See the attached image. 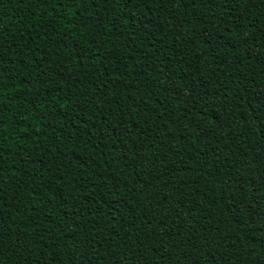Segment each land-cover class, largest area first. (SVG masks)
Masks as SVG:
<instances>
[{"label":"trees","instance_id":"trees-1","mask_svg":"<svg viewBox=\"0 0 264 264\" xmlns=\"http://www.w3.org/2000/svg\"><path fill=\"white\" fill-rule=\"evenodd\" d=\"M0 264H264V0H0Z\"/></svg>","mask_w":264,"mask_h":264}]
</instances>
